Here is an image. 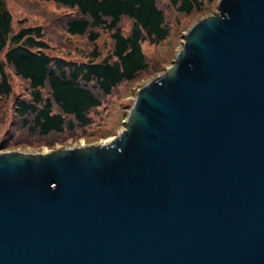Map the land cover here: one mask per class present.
I'll use <instances>...</instances> for the list:
<instances>
[{
  "label": "water",
  "instance_id": "1",
  "mask_svg": "<svg viewBox=\"0 0 264 264\" xmlns=\"http://www.w3.org/2000/svg\"><path fill=\"white\" fill-rule=\"evenodd\" d=\"M0 264H264V0H219L110 141L0 151Z\"/></svg>",
  "mask_w": 264,
  "mask_h": 264
},
{
  "label": "trees",
  "instance_id": "2",
  "mask_svg": "<svg viewBox=\"0 0 264 264\" xmlns=\"http://www.w3.org/2000/svg\"><path fill=\"white\" fill-rule=\"evenodd\" d=\"M216 1L19 0L39 18L27 23L26 17L15 30L7 1L0 0V121L9 117L0 151L85 134L124 83L164 68L157 47L174 27ZM56 43L71 56L53 52ZM146 44L159 50L157 66H150Z\"/></svg>",
  "mask_w": 264,
  "mask_h": 264
},
{
  "label": "rangeland",
  "instance_id": "3",
  "mask_svg": "<svg viewBox=\"0 0 264 264\" xmlns=\"http://www.w3.org/2000/svg\"><path fill=\"white\" fill-rule=\"evenodd\" d=\"M7 6L10 9L13 16V25L14 29L18 30L20 26H22L23 19L28 17L27 23H31L34 20L39 18L37 13H31L24 9L25 5L19 2V0H6ZM219 0L214 2V5L209 6L204 13L197 14L194 18L193 22H188L185 26L181 28H176L172 30L170 37L164 41L160 47L156 49L154 46L145 45V50L148 53L150 66H157L156 61V51H159L163 60H166L165 66L162 69H153L150 71H146L141 74V76L133 82L124 83L119 93L114 95L107 101V103L100 108L97 113H94L95 121L87 127L86 133L81 134L74 137H68L67 143H56L53 146L42 143L39 147L35 148L29 144H26L24 147H16L10 148L2 151H10V150H21L25 152H45L50 149H54L56 147H65V146H81V145H89L100 143L105 139L115 136L117 133H121L123 129L126 127V121L128 119L129 113L132 109L134 101L141 90V88L151 81L156 76L164 73L168 67H170L176 58V55L183 47V42L185 39V34L188 29L198 20L203 17L214 14L218 11ZM50 9L54 10L53 7ZM21 20V22H19ZM53 52H59L62 55L71 56L69 52L65 49V47L60 46L59 43L54 44ZM158 53V52H157ZM2 53L0 54V58L2 57ZM14 85L19 87L17 83V79L13 77ZM6 107H8V103H3ZM123 105H125L123 107ZM9 117L6 120L0 121V137L4 135L6 130L9 127ZM115 131V132H114Z\"/></svg>",
  "mask_w": 264,
  "mask_h": 264
},
{
  "label": "bare ground",
  "instance_id": "4",
  "mask_svg": "<svg viewBox=\"0 0 264 264\" xmlns=\"http://www.w3.org/2000/svg\"><path fill=\"white\" fill-rule=\"evenodd\" d=\"M110 140H111V137L105 139L104 141H110ZM104 141H102V142H104ZM45 152H46V150H45Z\"/></svg>",
  "mask_w": 264,
  "mask_h": 264
}]
</instances>
